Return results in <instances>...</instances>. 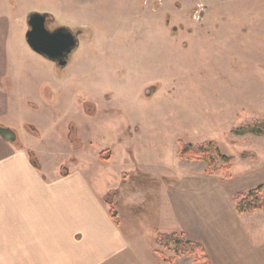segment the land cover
<instances>
[{
    "label": "rangeland",
    "instance_id": "374dc122",
    "mask_svg": "<svg viewBox=\"0 0 264 264\" xmlns=\"http://www.w3.org/2000/svg\"><path fill=\"white\" fill-rule=\"evenodd\" d=\"M33 11L49 13L51 28L79 34L68 65L27 44ZM16 68L38 79L37 90L24 86L21 103L13 93L8 107L0 103V127L15 131L50 171L82 170L97 195L121 188L123 171L130 182L137 166L211 178L206 161L179 157L182 142L217 144L235 159L237 176L240 159L254 166L259 154L264 163V135L237 132L264 122V0H0V80L6 88L11 79V91L19 88L8 76ZM123 205L114 207L124 211L125 234L131 218ZM162 250L173 257L161 256L168 264L196 260Z\"/></svg>",
    "mask_w": 264,
    "mask_h": 264
},
{
    "label": "crops",
    "instance_id": "0c3cea01",
    "mask_svg": "<svg viewBox=\"0 0 264 264\" xmlns=\"http://www.w3.org/2000/svg\"><path fill=\"white\" fill-rule=\"evenodd\" d=\"M12 72L8 76L15 77L19 88L11 91V79L8 88L0 80L3 107L10 105L12 93L21 99L18 92L24 86L37 90L38 79L17 75V68ZM27 150L32 148L20 150L0 136V264H168L156 252L160 230L180 231L201 242L211 264H264V210L240 214L232 202L235 193L264 183L259 154L254 166L240 159L243 171L238 176L233 158L228 180L186 169L176 176L166 169L137 166L138 174L128 182L123 171L126 183L116 190L114 205L125 204L124 218L140 222L136 228L128 222L124 234V211L117 210L115 224L103 200L111 188L97 195L78 168L64 174L46 164L37 168ZM141 178L148 180V187ZM161 182L156 196L154 188ZM139 206L145 207L143 212ZM146 218L152 223L143 225ZM135 253L148 260H129L128 254Z\"/></svg>",
    "mask_w": 264,
    "mask_h": 264
},
{
    "label": "trees",
    "instance_id": "16d2710c",
    "mask_svg": "<svg viewBox=\"0 0 264 264\" xmlns=\"http://www.w3.org/2000/svg\"><path fill=\"white\" fill-rule=\"evenodd\" d=\"M240 134L250 133L253 135H264V122H259L256 125H244L239 130ZM17 139V138H16ZM14 140L17 148L25 150L26 146L20 141ZM106 152L101 154L102 159L109 157ZM27 153L32 163L38 168L39 164L36 160L35 154L31 150H27ZM106 155V156H105ZM180 158L185 160H204L207 163L206 175L213 177L218 174H223V179L228 180L232 177L233 157L223 155L220 153L218 145L212 142H207L201 146H193L182 142L178 150ZM249 153L245 152L244 156H248ZM254 157L256 154H252ZM116 190H110L103 200L109 205V214L115 224H119V214L114 207V197ZM232 202L235 209L240 214L253 213L259 210H264V183H260L248 190L240 191L232 196ZM156 252L164 257L165 260H173V257L167 258L163 254L164 249H172L177 255L196 256L194 264H211L209 255L206 252L204 245L201 242L189 239L185 233L180 231H174L171 233H158L155 238Z\"/></svg>",
    "mask_w": 264,
    "mask_h": 264
},
{
    "label": "water",
    "instance_id": "95a60500",
    "mask_svg": "<svg viewBox=\"0 0 264 264\" xmlns=\"http://www.w3.org/2000/svg\"><path fill=\"white\" fill-rule=\"evenodd\" d=\"M49 18V13L38 11L28 15L26 42L36 53L59 66H66L70 54L79 45L78 36L67 26L50 28ZM0 136L11 142L17 137L15 131L7 127H0Z\"/></svg>",
    "mask_w": 264,
    "mask_h": 264
},
{
    "label": "flooded vegetation",
    "instance_id": "af4514ba",
    "mask_svg": "<svg viewBox=\"0 0 264 264\" xmlns=\"http://www.w3.org/2000/svg\"><path fill=\"white\" fill-rule=\"evenodd\" d=\"M53 17L51 16L50 18H49V26H50V28H51V23H52V21H51V19H52ZM76 33V32H75ZM77 34V36L79 37V34L78 33H76ZM68 63H69V60H68ZM68 63H67V65H68ZM56 64V63H55ZM57 66H59L58 64H56ZM59 67H64V66H59Z\"/></svg>",
    "mask_w": 264,
    "mask_h": 264
}]
</instances>
